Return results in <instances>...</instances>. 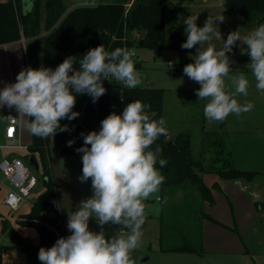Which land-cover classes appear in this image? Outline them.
<instances>
[{"label":"clouds","instance_id":"9594fccd","mask_svg":"<svg viewBox=\"0 0 264 264\" xmlns=\"http://www.w3.org/2000/svg\"><path fill=\"white\" fill-rule=\"evenodd\" d=\"M224 19V15L208 17L198 26V16L188 15L182 22L186 40L181 47L196 49L183 73L200 85L195 90L197 100L205 101L203 114L209 123L223 122L229 115L239 117L254 107L238 99L248 96L250 80L246 73L232 68L234 60L228 54L237 42L241 54L250 58L246 68L256 89L264 94V23L243 37L238 30L229 32L217 49L213 38L222 36L215 25ZM136 56L135 49L109 51L100 44L82 56H67L55 68L43 63L37 68L24 67L14 82L0 87V109L15 110L32 135L54 137L70 130L62 120L72 121L80 115L74 111L78 95L87 94L95 103L106 93V80L126 89L140 85ZM150 107L141 100L130 101L122 113L113 111L103 118L98 131L81 132L83 145L76 148L82 153L78 179L81 183L91 180L92 194L68 212L70 234L57 238L51 247L39 249L41 264H137L133 253L143 236L146 202L159 200L156 194L165 179L156 165L163 168L167 164L161 157L162 149L152 148L160 136L168 134L166 120L163 116L157 119ZM67 143L71 147L75 141ZM93 219L98 230L89 227ZM110 224L120 226V230L108 237L105 226Z\"/></svg>","mask_w":264,"mask_h":264},{"label":"rangeland","instance_id":"374dc122","mask_svg":"<svg viewBox=\"0 0 264 264\" xmlns=\"http://www.w3.org/2000/svg\"><path fill=\"white\" fill-rule=\"evenodd\" d=\"M26 1L27 6L25 8L30 9L31 1ZM168 1L173 4L174 8V13H170L167 17L168 47L161 50L133 48L137 52L135 60L138 66L135 68L141 77L140 85H144L145 81L148 80L154 82V87L162 88L164 91L163 117L166 120L167 133H169L166 137L174 138L182 132L189 133L193 150L197 155L203 153L205 165H209L208 161L211 162L212 159L210 158L214 156H222L225 159L231 155L234 156V153L231 154L228 149L231 146L235 147L234 144L238 143L240 163L246 168L254 167L264 171V94H261L255 87V80L246 68L250 58L241 54L239 42H237L233 52L230 53L232 57H237L239 62L235 65L239 68L233 67V70H236L237 73H246L250 80V86L248 96H240L238 99L241 103L250 102L254 107L250 112L243 113L239 117L229 115L222 122L221 130L219 127L216 128V122H212L215 124L214 126L211 125L212 123L210 124L212 126L211 131L202 129L205 101L197 100L195 91L200 85L183 73L184 66L192 62L191 55L195 52L186 51L183 54L185 50L180 49L182 48L181 44L186 40L185 25L182 22L188 15L198 16L197 24L200 23V25H203L208 17L214 18L218 15H224V21L215 25L222 36L221 39L213 38L212 43L217 48L221 47L223 39L226 40L229 32L238 30L243 37L259 24L264 23V18H258L259 21L256 20L253 24L254 20L244 17L241 13L227 15L223 7L224 0ZM63 2L66 12H68L79 5L96 4L99 0H63ZM128 4L130 6V3ZM211 4L213 5L209 6ZM129 6L126 4V7ZM177 26L182 28L178 29ZM45 35L46 32L43 31L39 38L42 40ZM18 41L23 47L24 68L26 64L25 39L21 36ZM171 45L172 47H170ZM169 61L172 62L173 67L168 64ZM181 63H183V67L180 66ZM80 117L81 114L76 118L75 123H69L68 135L79 123ZM21 125L23 138L30 146L32 145V136L24 126L22 118ZM55 140L56 135L48 137L42 152L49 164L48 176L43 172L41 156L38 152L35 153L39 162V170L35 174L39 181L27 199L33 201L42 193L45 189L44 182H42L43 178L48 177L47 180H51L52 174V181L60 204L62 206L77 205L92 193L91 185L88 182L81 183L78 179L82 174V154H62ZM16 153L21 157H24L25 154L24 151H17ZM2 155L4 152L0 150V157ZM251 155L252 159L248 161L246 158ZM174 187V191H172V187L164 189L160 187V191L156 195L162 200L158 201L153 198L146 202V221H148L146 222L147 229L142 227L141 242L146 241L145 247L140 242L139 247L133 253L137 264H264V238L262 242H258L260 236H264L261 231L264 229V222L259 221L261 218L254 209L236 210L234 222L230 221L228 217L229 224L235 227L238 233L232 229L223 231L207 221L208 218L203 215L204 208L195 189L187 184ZM229 216H231L230 212ZM250 218L256 220L254 223L260 233H250L252 227L249 222ZM160 234H162L161 239ZM188 244L196 245L195 247L199 250L196 252L172 250L174 247ZM144 252H148L147 259H145ZM239 254L246 255L239 258Z\"/></svg>","mask_w":264,"mask_h":264},{"label":"trees","instance_id":"16d2710c","mask_svg":"<svg viewBox=\"0 0 264 264\" xmlns=\"http://www.w3.org/2000/svg\"><path fill=\"white\" fill-rule=\"evenodd\" d=\"M30 1V9L23 7L22 0L0 1V44L18 41L23 36L26 48L24 67L37 68L43 63L55 68L67 56H82L100 44L109 51L117 47H142L150 50L168 47L167 17L174 13L173 4L168 0H99L96 4L79 5L68 12L63 0ZM128 3L130 6L126 7ZM223 7L226 14L243 12L264 18V0H224ZM43 31L46 35L41 40L39 36ZM104 86L106 93L95 103L87 94L77 96L74 111L81 114L79 123L69 135V131L56 134L55 141L62 154H82L76 152V148L83 145L81 132L86 134L92 130L98 131L103 118L113 111L122 113L130 101L141 100L151 106L149 111L157 113V119L163 116L162 88L138 85L134 89H126L114 80L104 81ZM75 121L64 119L61 124L69 125ZM31 136L29 152L39 153L43 172L48 176L49 164L42 153L48 138ZM69 140L75 141L71 147L67 143ZM157 146L162 149L161 157L167 160L163 168L156 165L165 177L161 187L164 189L187 184L195 189L201 200L212 202V194L202 180V173L210 170L209 166L215 160L211 161V165L204 164L203 153L197 155L193 150L191 135L182 132L174 138L160 136L152 148ZM216 171L225 179L251 180L255 175L253 171L234 168ZM47 178L44 191L32 201L30 211L18 219L19 224L37 230L38 244L31 243L19 235L7 220H2V232L8 238V244L0 246V250L19 249L26 254L30 264H41L38 259L39 249L51 247L57 238L63 236L62 209L53 182ZM203 215L213 221L208 214ZM105 227V235L108 237L120 230L118 225ZM195 246L188 244L172 250L196 252L199 249Z\"/></svg>","mask_w":264,"mask_h":264},{"label":"crops","instance_id":"0c3cea01","mask_svg":"<svg viewBox=\"0 0 264 264\" xmlns=\"http://www.w3.org/2000/svg\"><path fill=\"white\" fill-rule=\"evenodd\" d=\"M212 5L213 4L209 6ZM240 13L244 17L254 20L253 24L255 23L256 20H258V18H260V15H256V14L251 15L243 12ZM240 13H235V14H240ZM227 15H232V14H227ZM198 26H203V25H200V23H198ZM177 28L181 29L182 27L177 26ZM20 44L21 43L19 41L17 42L15 41L0 45V87H2L4 83L14 82L16 75L23 68V58H22L23 47ZM170 47H172V45ZM180 49L185 50L183 54H185L186 51L196 52L195 48H193L194 50L183 49V48ZM228 55L230 56L231 59L234 60V63L232 64V68L233 67L239 68L235 66L236 64H239L238 58L235 56L232 57V54L230 53ZM180 66L183 67V63H181ZM6 111H15V110H9L7 108L0 109V112L2 114ZM210 124L211 123H209L204 116L202 123V129L204 131H208V130L211 131L212 130L211 125L214 126L215 124H216V128L219 127L220 130L222 129V122H216L215 124L212 123L211 125ZM168 135L169 133L166 136L168 137ZM234 146L235 147L231 146L230 149H228V152H230L231 154L234 153V156L230 154L231 156H229L228 159H225L222 156H214L213 158H210L213 161L215 160L214 163L210 162V160L208 161L209 165H211V163L213 165L209 166L211 168L210 170L202 173V180L204 184L210 189L213 200L212 202L208 200H201V199L199 200L204 208L203 209L204 213L208 214L209 217L213 219V221L207 219V221L211 222V225H214L215 227L220 228L223 231H228L232 229V231L234 230L236 233H238L235 227H232L229 224L230 221L234 222L235 220L234 212L236 210L247 211L254 209L256 214L259 215L261 218L259 221L261 223L264 222V171L255 169L254 167L252 168L244 167L240 163L238 157V154L240 153V150L238 149V143H235ZM246 159L248 161L251 160L252 155ZM81 168H82V164H81ZM225 168L253 171L255 172V175L251 180H247L243 178L225 179L222 178L220 173L216 171ZM51 180H52V174H51ZM88 184L91 185V180L88 181ZM174 188L175 187H172V191H174L173 190ZM5 192H6V186H0V246L8 244V238L2 232V220H7L10 226L19 235L29 240L33 244H38L39 235L37 230L32 226H26L18 223V219H20L22 215L27 214L31 208L28 206L27 203H23L17 212H12V213L9 212L8 208L2 203V198L5 195ZM56 198L60 208L62 209L63 236L66 237L67 235L70 234L67 229L68 212L74 211L76 205L62 206L60 204V200L57 197V193H56ZM160 200H162L161 197H159L158 201ZM229 212L231 213V216H229ZM228 217L230 218L229 222H228ZM253 219L254 218H250L249 221L252 224V227L250 228V233L251 234L257 232L260 233L258 227L254 223L256 220ZM146 222L142 227L147 229ZM89 227L92 230H98V226L94 219L90 221ZM261 231H262V235H264V229ZM263 238L264 236L262 237L260 236L258 242H262ZM145 241L141 242L142 243L141 245H143L144 247H145ZM144 254H145V259H147L148 252L146 253L144 252ZM239 255L240 258L245 256L246 254H239ZM0 264H30V262L23 251L16 248H3L0 250Z\"/></svg>","mask_w":264,"mask_h":264},{"label":"built area","instance_id":"2783aa9c","mask_svg":"<svg viewBox=\"0 0 264 264\" xmlns=\"http://www.w3.org/2000/svg\"><path fill=\"white\" fill-rule=\"evenodd\" d=\"M168 64L172 65V62ZM0 150L4 152L0 157V186H6L2 203L11 213L17 212L23 203L31 208L32 202L27 198L39 179L31 165L25 161L29 143L23 138L21 118L15 111L0 112ZM17 151H24V157L18 156Z\"/></svg>","mask_w":264,"mask_h":264},{"label":"water","instance_id":"95a60500","mask_svg":"<svg viewBox=\"0 0 264 264\" xmlns=\"http://www.w3.org/2000/svg\"><path fill=\"white\" fill-rule=\"evenodd\" d=\"M24 1H25V3H24ZM22 4H23V7H26L27 6V1L26 0H22ZM144 85L145 86H153L154 85V82H151V81L146 80ZM25 161L29 165H31V167L33 168V170L35 172H38V170H39V162L37 160V157H36V154L35 153L29 152L28 154H26ZM42 182L45 183L46 182V179L43 178Z\"/></svg>","mask_w":264,"mask_h":264}]
</instances>
